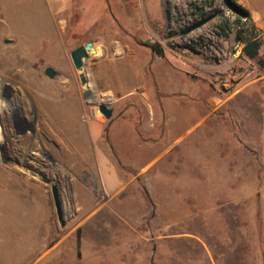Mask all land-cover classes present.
<instances>
[{"label":"rangeland","instance_id":"374dc122","mask_svg":"<svg viewBox=\"0 0 264 264\" xmlns=\"http://www.w3.org/2000/svg\"><path fill=\"white\" fill-rule=\"evenodd\" d=\"M39 1L0 0V264H264V0H234L262 33L256 60L222 0H70L59 16ZM92 120L171 126L173 143L142 172L164 147L104 146L103 186Z\"/></svg>","mask_w":264,"mask_h":264},{"label":"crops","instance_id":"0c3cea01","mask_svg":"<svg viewBox=\"0 0 264 264\" xmlns=\"http://www.w3.org/2000/svg\"><path fill=\"white\" fill-rule=\"evenodd\" d=\"M70 0H40L39 6H42L43 11L49 10L53 15H62L63 11L68 8ZM253 8V7H252ZM253 14L254 17L259 15L260 13L258 10L253 8ZM45 15V14H44ZM171 76V75H170ZM165 113H169L166 109H164ZM172 110H170L171 113ZM169 113V114H170ZM91 142L94 146V153L96 157L97 162V168L100 171L101 177H102V184L104 186V172L106 171L108 174L111 173V177H109L108 184L113 185L116 180V170L113 166L114 159L110 156L104 155V146L109 147H119V146H132V147H138L140 149L148 150L149 145L157 144L161 147H167L171 146L173 143V130L171 129V126L165 127L163 129H156L152 130L148 127H140L139 130L134 127L133 125L127 126L124 129L123 135H120L119 131L115 126L113 125H106L104 124V127L101 123L98 121H91L90 127L88 128ZM104 132V137L102 136ZM154 132V133H151ZM70 136L74 135L73 131L67 132ZM151 133V134H150ZM185 134V133H184ZM184 134H182L179 137H182ZM149 136H151L149 138ZM74 137V136H73ZM70 139V138H69ZM75 139V138H74ZM74 139H70L71 141L68 142V139L66 140L67 145L69 147L75 146L76 141ZM154 142V144H153ZM72 148H70L69 152H64V157L69 158L70 161H72L73 156H76L78 153L76 150L74 152L72 151ZM112 149V148H111ZM139 149V150H140ZM167 152V148L165 150H161L160 153L155 154L153 157H145L142 158V161L144 164V168H140V172L149 170L159 158H161L164 153ZM116 160V159H115ZM110 164V166H109ZM2 178H4V174H2ZM0 178V179H2Z\"/></svg>","mask_w":264,"mask_h":264},{"label":"water","instance_id":"95a60500","mask_svg":"<svg viewBox=\"0 0 264 264\" xmlns=\"http://www.w3.org/2000/svg\"><path fill=\"white\" fill-rule=\"evenodd\" d=\"M222 1H223V4L226 6V8L232 14L236 15L237 17L242 18V19H246V18L250 17L249 11H247L244 7L239 5L236 1H234V0H222ZM212 18L213 17L206 18L204 20H201V21L195 23L194 25H192L188 29H186L183 32V34L186 35V34L192 33L193 31L204 26ZM9 43H10V41H6V44H9ZM93 46H94L93 43H87V44H85V46L79 47L71 53V58H72V61H73V64H74V67L76 68V70L82 71V69L84 67V60L89 58V53L93 50ZM46 75L50 79H55L57 76V73L52 68H48L46 70ZM80 77H81L82 84L85 85L86 84V78H85L84 74H81ZM99 111L107 120H110L114 114V110L109 108L106 104H101L99 106ZM43 182L47 185H51V183H52L51 180L48 178H43ZM52 195H53V200L55 203V208H56L58 219H59L60 223L62 224V226H64V212H63V207H62V201L60 198L59 189L55 185L52 186Z\"/></svg>","mask_w":264,"mask_h":264},{"label":"trees","instance_id":"16d2710c","mask_svg":"<svg viewBox=\"0 0 264 264\" xmlns=\"http://www.w3.org/2000/svg\"><path fill=\"white\" fill-rule=\"evenodd\" d=\"M227 28L230 29L231 26H228ZM236 29H238L237 41L244 44L243 55L250 60L258 59L262 46V33L256 27L251 17L246 18L245 21H243V19H237ZM223 31L225 33L227 32L226 29H223ZM147 44L154 50V52L161 54L155 45H152L151 43ZM260 64L264 66V59L260 60Z\"/></svg>","mask_w":264,"mask_h":264},{"label":"clouds","instance_id":"9594fccd","mask_svg":"<svg viewBox=\"0 0 264 264\" xmlns=\"http://www.w3.org/2000/svg\"><path fill=\"white\" fill-rule=\"evenodd\" d=\"M97 53H98V49L92 52V54H97ZM90 76H91V73L88 74V77H90ZM89 86L91 87V85H89Z\"/></svg>","mask_w":264,"mask_h":264},{"label":"bare ground","instance_id":"6f19581e","mask_svg":"<svg viewBox=\"0 0 264 264\" xmlns=\"http://www.w3.org/2000/svg\"><path fill=\"white\" fill-rule=\"evenodd\" d=\"M95 49V48H94ZM95 51V50H92V52ZM96 55V54H95Z\"/></svg>","mask_w":264,"mask_h":264}]
</instances>
